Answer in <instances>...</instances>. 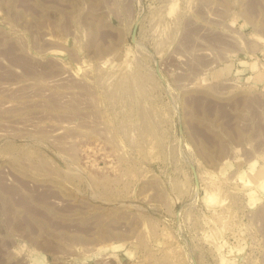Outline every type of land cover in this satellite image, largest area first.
Segmentation results:
<instances>
[{
	"label": "rangeland",
	"instance_id": "374dc122",
	"mask_svg": "<svg viewBox=\"0 0 264 264\" xmlns=\"http://www.w3.org/2000/svg\"><path fill=\"white\" fill-rule=\"evenodd\" d=\"M0 264H264V0H0Z\"/></svg>",
	"mask_w": 264,
	"mask_h": 264
}]
</instances>
